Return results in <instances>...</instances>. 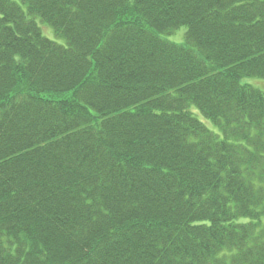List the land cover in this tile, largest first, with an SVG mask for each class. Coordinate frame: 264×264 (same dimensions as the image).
Segmentation results:
<instances>
[{"label": "trees", "instance_id": "obj_1", "mask_svg": "<svg viewBox=\"0 0 264 264\" xmlns=\"http://www.w3.org/2000/svg\"><path fill=\"white\" fill-rule=\"evenodd\" d=\"M252 79L264 0H0V264H264Z\"/></svg>", "mask_w": 264, "mask_h": 264}, {"label": "rangeland", "instance_id": "obj_2", "mask_svg": "<svg viewBox=\"0 0 264 264\" xmlns=\"http://www.w3.org/2000/svg\"><path fill=\"white\" fill-rule=\"evenodd\" d=\"M42 29H43L44 35L47 38H49L51 40H57L56 37L54 36V33H53L52 29L48 28L47 26H42ZM180 36H181V34L179 33L176 37L178 38ZM170 40H171V38H170ZM171 41H173V40H171ZM247 82H249L248 84H250L252 86H255L257 89H259V90L264 92V81H259L258 79H252V80H249ZM247 82H245V80H244V83H247Z\"/></svg>", "mask_w": 264, "mask_h": 264}, {"label": "bare ground", "instance_id": "obj_3", "mask_svg": "<svg viewBox=\"0 0 264 264\" xmlns=\"http://www.w3.org/2000/svg\"><path fill=\"white\" fill-rule=\"evenodd\" d=\"M254 88H256L255 86H253Z\"/></svg>", "mask_w": 264, "mask_h": 264}]
</instances>
